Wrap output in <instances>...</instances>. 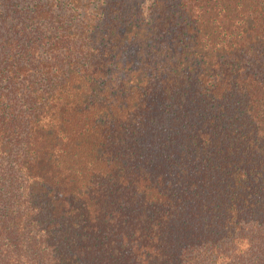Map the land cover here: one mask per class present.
Segmentation results:
<instances>
[{
    "label": "trees",
    "instance_id": "obj_1",
    "mask_svg": "<svg viewBox=\"0 0 264 264\" xmlns=\"http://www.w3.org/2000/svg\"><path fill=\"white\" fill-rule=\"evenodd\" d=\"M0 264H264V0H0Z\"/></svg>",
    "mask_w": 264,
    "mask_h": 264
},
{
    "label": "rangeland",
    "instance_id": "obj_2",
    "mask_svg": "<svg viewBox=\"0 0 264 264\" xmlns=\"http://www.w3.org/2000/svg\"><path fill=\"white\" fill-rule=\"evenodd\" d=\"M152 138H153V139H156V138H157V135L155 134ZM143 146H145V145H143ZM153 147H154V146H153ZM141 149H142V151H145V150H144L145 148L142 147ZM161 150H162V149H159V150L156 149V150H155V153L153 152V153H154L153 159H156V157H157V153H159V152L161 153Z\"/></svg>",
    "mask_w": 264,
    "mask_h": 264
}]
</instances>
